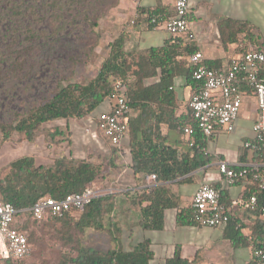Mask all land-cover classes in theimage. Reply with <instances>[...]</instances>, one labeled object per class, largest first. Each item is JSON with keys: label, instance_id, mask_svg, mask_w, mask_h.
<instances>
[{"label": "trees", "instance_id": "trees-1", "mask_svg": "<svg viewBox=\"0 0 264 264\" xmlns=\"http://www.w3.org/2000/svg\"><path fill=\"white\" fill-rule=\"evenodd\" d=\"M115 2L116 0H0V96L4 101L0 104V110L17 106L15 103L21 101L17 87L22 86V83L26 90L31 91L48 81L55 82L56 76L64 73L62 50L65 45H70L73 39L86 37V33L97 25L98 18L104 16ZM69 11L75 13L68 14ZM49 12L52 20L49 25L42 26L41 22L48 20L46 15ZM145 12L149 27L156 25L149 21L152 14L161 13L168 17L173 13L171 10L165 11L161 6ZM40 13L45 16H39ZM219 24L225 44L237 41V34L241 32H246L250 38L253 36L248 22L224 19ZM109 47V55L89 82L68 81L65 85H56V89L49 96L43 97L31 110L23 113L14 110L12 115H15V123L10 124L9 128L5 124L0 125V132L5 139L11 136L12 131H17L23 133L28 140H33L44 123L88 117L109 100L114 82L122 80L131 108L137 112L135 116H131L127 132L132 172L134 176L155 174L157 178V183L147 190L130 194L129 203L141 212L138 222L140 228L160 230L164 227L165 210L180 206L179 198L171 191L167 182L174 179H180L184 183L192 182L195 170L221 158L207 152V140L212 136L206 138L199 130L185 139L187 144L193 143L192 146L188 145L189 149L185 152H179L176 147L167 144L166 137L161 133L162 123L179 129L183 134L185 126H197L189 106L186 112L175 114L178 104L173 87L174 77L182 75L187 85L194 88L196 81L193 78V66L179 57L190 56L195 50L189 45L182 47L180 38L175 36H171L161 46L126 50L123 33L115 37ZM251 48L264 50V45L250 47L243 52ZM207 65L211 68L220 67L210 62ZM155 77L158 80L148 84V79ZM60 134L62 132L58 128L52 133L53 136ZM243 143L241 159L249 155L252 159L258 158V154L244 148ZM113 151L116 154L113 157L115 160L119 155L118 147H114ZM100 169L101 165L91 156L75 160L62 155L52 164L46 165L38 163L34 156L26 155L11 161L0 172V201L12 203L20 210L19 214H28L37 223L62 221L63 225L72 224L77 232L88 227L102 229L101 219L116 206L112 194L94 197L78 217H75V209L67 211L62 217L47 215L42 220L34 219L28 212L42 196L62 199L67 194L83 192L89 184L96 181ZM209 184L222 191L224 200L225 188L221 183ZM247 184L249 186L244 191L245 196L257 189L250 180ZM250 214L255 218L252 224L247 225L231 213L229 221L224 225L223 236L230 239L234 247H250L252 257L247 264H259L253 250L264 251V214L257 209ZM177 223L198 225L193 219L191 206L180 209ZM110 225L113 230L110 234L115 243L112 249L98 251L81 245L79 240H76V244L72 240L71 250L61 255L58 264H152L155 254L151 239L144 238L127 248L121 239L122 228L116 226L113 220ZM20 228L27 234L32 250L31 242L35 240L36 234H29L23 222ZM25 258L0 260L2 264H21ZM164 264H205V260L200 250L193 258H187L177 248L171 257L166 258Z\"/></svg>", "mask_w": 264, "mask_h": 264}, {"label": "crops", "instance_id": "crops-1", "mask_svg": "<svg viewBox=\"0 0 264 264\" xmlns=\"http://www.w3.org/2000/svg\"><path fill=\"white\" fill-rule=\"evenodd\" d=\"M157 6H161L165 11H172L173 0H116L115 4L107 11L105 17L108 18L107 23L111 26V31H114L115 37L122 33L125 35L126 50H145L150 47L161 46L173 36L162 26H148L145 11ZM188 19V30L175 37L180 38L182 47L189 45L193 47L195 52L201 51L206 65L207 62H210L224 67L232 58L243 53L244 50L255 46L263 47L264 45V0H189ZM224 19L248 22L253 32L252 38L248 37L246 32H241L237 34V41L225 44L219 29V23ZM179 58L189 61V55ZM157 80L158 77L149 78L148 84ZM173 87L176 91L178 104L175 114L179 115L188 110V101L193 89L191 85H187L186 79L182 75L174 77ZM185 92H187L186 96ZM109 108L110 103L106 102L100 112L109 110ZM136 114L137 112L132 110L131 115L135 116ZM257 115L254 97L247 96L240 116L236 120L234 130L227 132L224 128L217 127L212 137L207 140V152L221 158L195 170L192 182L184 183L180 179L167 182L171 191L179 198L180 206L165 210L164 227L160 230H143L140 228L138 222L141 219V212L129 203L127 195L147 190L146 186L151 185V182L148 175L138 174L134 176L130 166L131 152L128 133L124 136L118 146V157L113 160V157L110 156L108 159L109 164L104 169L105 171L103 170V174L106 176L99 180L103 181L99 183L100 186L97 189L99 191L107 190V194L114 195L116 206L112 215L117 217L115 221L122 228L123 234L128 235V237H123L127 248H131L144 238H149L155 254L153 261H157L158 264H164L166 258L171 257L177 248H180L183 256L187 258H193L197 251H202L205 264H247L252 257L251 248L234 247L230 239L223 236L224 226L179 225L177 214L181 208L190 207L194 192L202 183H221L225 188L223 202L227 206L231 204L234 198L244 193L249 185L247 183L227 185L226 180L219 174L218 162L225 161L230 166H240L252 159L250 155L241 159V148L243 141L253 136V124ZM82 129L84 133L94 137V142L98 146L108 151L106 146L108 141L102 133L100 136L98 127V131H96L91 124L86 123ZM237 131L241 133L239 144L231 143L228 136H225L220 143H216L221 136L225 135V132L234 133ZM73 133L72 131V136ZM94 133L96 136H93ZM161 133L166 137L165 142L176 147L179 152H185L189 149L185 141L187 136L179 129L170 128L167 123H162ZM126 139L130 153L129 159L125 158L122 148L123 141ZM71 151L73 152L72 146ZM92 153L93 150L89 148L86 157ZM92 183L95 184V181ZM156 183L157 181L154 184ZM102 195L106 194L103 193ZM232 214L240 218L241 222H250V219L244 216L243 210L238 207L232 211Z\"/></svg>", "mask_w": 264, "mask_h": 264}, {"label": "built area", "instance_id": "built-area-1", "mask_svg": "<svg viewBox=\"0 0 264 264\" xmlns=\"http://www.w3.org/2000/svg\"><path fill=\"white\" fill-rule=\"evenodd\" d=\"M173 13L152 14L149 21L162 26L170 35L177 36L188 30L189 0H173ZM196 83L189 98L188 106L197 126H185L184 134L192 136L199 132L206 138L213 135L217 127L227 132L234 130L236 120L242 111L244 100L253 96L258 111L253 124V136L244 141L243 147L256 152L258 158L241 164L238 168L225 161L218 162V171L229 186L248 183L250 180L256 191L245 196L242 193L234 198L229 206L222 200V191L209 183L200 184L191 202L192 216L200 226L221 227L230 219L236 207L251 213L260 210L264 214V50L251 48L232 58L224 67L211 68L204 63L201 51L189 56ZM109 110L97 115V127L110 146L118 147L128 132L132 108L122 80H116L110 94ZM93 136H96L94 133ZM189 146L193 143L189 142ZM151 185L156 175H148ZM96 185L89 184L83 192L67 194L62 199L42 196L36 200L28 212L34 219L42 220L47 215L62 217L75 209L81 214L94 197L99 196ZM20 210L12 203L0 201V259L19 260L30 254L31 246L27 234L21 230L18 216ZM253 254L264 264V251L253 250Z\"/></svg>", "mask_w": 264, "mask_h": 264}, {"label": "rangeland", "instance_id": "rangeland-1", "mask_svg": "<svg viewBox=\"0 0 264 264\" xmlns=\"http://www.w3.org/2000/svg\"><path fill=\"white\" fill-rule=\"evenodd\" d=\"M78 8H80V6ZM74 13L75 11H69L68 14ZM42 15L43 14L41 13L39 14V16ZM46 17L48 20L41 22L42 26L43 24L44 26L50 24V20H52L51 12H49ZM53 17L55 18V16ZM107 20L108 18L105 17V15L98 18L97 25L92 28V31L86 33V37L78 40L70 39L72 40L70 45H65L64 50H62L64 73L60 76L57 75L55 82L48 81L41 87H37L35 90L31 91L26 90L23 87L25 86L24 83H22V86L17 87L19 89L18 94L21 101H17L15 103L17 106L14 108L10 109L4 107L5 110H0V125L5 124L7 128H9V125L14 124L16 120L15 115H12L14 110L20 113L31 110V108H34L39 104V101L43 97L49 96L50 93L56 89V85H65L68 81L87 83L94 78L102 61L110 53L109 43L116 36L114 31H111L112 28L110 29L111 26H109ZM186 95L187 92H185V96ZM2 101L3 100L0 96V104H3ZM105 103L106 102L101 104L99 108L88 117L72 118L70 120L58 119L56 121L42 124L37 130L33 140H28L23 133H18L17 131H12L11 136L8 139H5L3 138V133L0 132V172H2L11 161L26 155L34 156L40 164L50 165L56 158L62 155H68L75 160H80L87 156L88 149L91 148L93 150V153L90 155L91 158L101 165L100 174L95 181L96 188H99V183L103 181L99 180L104 179L106 176L103 174V170L106 169L109 164L108 159L110 156L115 158L116 154L113 151L114 147L110 146L109 143L106 145L108 151L98 146L96 142H94V137L92 138L91 134L87 135L84 133L82 127L84 124L89 123L94 130L98 131L96 124L97 115ZM56 128L60 129L62 134L53 136L52 133ZM72 131L74 132L73 136ZM224 134L225 135L221 136L216 143H220L225 136H228L231 143L239 144L241 137L239 131L234 133L225 132ZM122 145L125 158L129 159L130 153L127 139L123 141ZM71 146L73 152L71 151ZM106 192L108 193L107 190H98V193L100 194L99 196L103 193L107 194ZM113 211L101 219L103 226L102 229L88 227L82 232H77L72 224L63 225L62 221L37 223L33 221L30 215L25 213L20 214L18 216L19 223L23 222L26 225L29 234L31 232L36 234L34 236L35 240L31 242L32 250L30 254L21 261V264H58L61 255L64 252L71 250L72 240H74L75 244L76 240H79L81 245L91 247L98 251H108L109 249H112L115 246V243L110 234V232L113 231L110 225L111 221L113 220L114 224L118 226L115 221L117 217L112 215ZM243 212L244 216L250 219V222L244 224H252L255 217L246 210H243ZM74 214L75 217L80 215L78 213ZM245 232L249 233L248 230H245ZM120 235L122 241H124L123 237L125 235L123 232H121ZM125 237H128V235ZM74 255H76V252ZM0 264H2L1 260ZM152 264H158V262L152 261Z\"/></svg>", "mask_w": 264, "mask_h": 264}, {"label": "flooded vegetation", "instance_id": "flooded-vegetation-1", "mask_svg": "<svg viewBox=\"0 0 264 264\" xmlns=\"http://www.w3.org/2000/svg\"><path fill=\"white\" fill-rule=\"evenodd\" d=\"M4 98H6L5 95H4Z\"/></svg>", "mask_w": 264, "mask_h": 264}]
</instances>
